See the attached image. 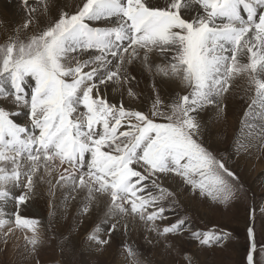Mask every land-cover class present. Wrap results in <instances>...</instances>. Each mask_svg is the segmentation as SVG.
Masks as SVG:
<instances>
[{"label": "snow or ice", "instance_id": "6c2138e0", "mask_svg": "<svg viewBox=\"0 0 264 264\" xmlns=\"http://www.w3.org/2000/svg\"><path fill=\"white\" fill-rule=\"evenodd\" d=\"M20 5L23 25L0 44V250L12 243L27 258L42 244L41 221L21 214L40 184L50 195L58 187L82 192L81 216L101 213L86 235L99 253L129 220L165 242L181 236L197 250L222 247L231 233L196 229L187 215L163 223L180 204L161 178L231 205L243 186L203 137L204 114L226 120L234 93L247 103L234 154L264 152V0H80L73 11L55 0ZM132 65L152 78L147 113L105 94L112 87L137 97ZM174 85L175 95H161ZM247 235L246 264L257 255L264 264L252 225ZM64 241L62 257L71 235ZM125 252L128 264H145L133 246ZM182 259L199 264L194 254Z\"/></svg>", "mask_w": 264, "mask_h": 264}, {"label": "rangeland", "instance_id": "374dc122", "mask_svg": "<svg viewBox=\"0 0 264 264\" xmlns=\"http://www.w3.org/2000/svg\"><path fill=\"white\" fill-rule=\"evenodd\" d=\"M17 1L20 3V0ZM30 2L35 4L36 0H30ZM7 13L12 18L16 17V19L13 18V25L18 23L23 25L25 20L24 9L19 12L7 10ZM32 27L34 28L35 25ZM31 30L32 28H29L27 31ZM4 42H0V44ZM130 67L132 75L137 78L132 83L137 97H128L126 91L123 93L115 91L120 96L116 102L122 99L125 107L129 106L147 113L154 96L152 78L148 73L138 74L135 68ZM178 87V85L165 87L161 91V95L163 97L175 95L179 91ZM107 98L109 99V97ZM126 98L131 99V103L130 101L126 102ZM145 98L148 99L147 108L141 104ZM234 98L240 99L244 104L240 108L241 113L237 119L238 127L232 128L226 137L219 138L218 147L214 146L211 140H204L211 152L227 161L228 167L236 173L239 177V183L243 186L231 205L224 209L223 206H217L210 200L194 198L189 194L186 187L178 188V179H172L177 184L176 189L161 181L164 187L176 193L180 204L176 213H169V220L163 223L174 222L177 214L180 216L187 215L191 217V224L196 229L205 231L218 229L231 233V238L222 247L197 250L194 243L181 236H169L165 242L139 221H136L135 224L129 220V230L127 232L122 229L118 230L111 236L110 244L104 248L102 253H99L94 249L95 246L89 248L86 235L96 223L100 222L101 213L94 209L91 213L92 216H81L79 214L81 192L76 193L67 187H60V189H53V194L50 195L49 186L40 184L37 188L38 194L31 198L26 208L22 207L21 214L41 221L45 230L42 244L35 255L27 258L21 255L24 251L22 247L19 251L14 250L12 254L0 250V264H36L37 260H39V264H58V262L60 264H128L125 252L126 244L133 246L138 251L145 264H183L182 255L185 252L194 254L199 264H246V255L249 249L247 229L250 225L254 227L257 249L259 250L261 246H264V215L261 214V207L264 206V152L257 153L255 149H250L248 154H234V139L240 130V121L247 107L246 101L239 94L234 93L227 97V99ZM155 119L159 122L158 117ZM208 119L206 116L205 120ZM66 197L69 198L67 203H65ZM71 197H75V199H71ZM58 199H63L62 203H55V200ZM253 208H255L254 220L250 218ZM12 209L11 205L10 210ZM58 213H62L60 217L57 215ZM50 221L51 227H49ZM73 228L76 230L73 231ZM69 234L71 235V243L64 247L62 257L60 245L66 243L64 237L69 236ZM165 243L169 244L170 247H165ZM47 258L51 260L42 263ZM256 260L257 264H260L261 257L257 255Z\"/></svg>", "mask_w": 264, "mask_h": 264}, {"label": "bare ground", "instance_id": "6f19581e", "mask_svg": "<svg viewBox=\"0 0 264 264\" xmlns=\"http://www.w3.org/2000/svg\"><path fill=\"white\" fill-rule=\"evenodd\" d=\"M55 3H56V5L59 8H62V9L67 10V11H73L79 5L80 0H55ZM21 9H23V8L21 7L20 3L17 0H0V42L6 41L7 36L10 35L13 32L14 29L22 26V24H19V23L16 24V25H13V18L16 19V17H13V18L10 17L8 15V13H7V10H11L13 12H19ZM39 14L40 13L37 12V15H39ZM53 15H54V13H53ZM45 19H47V18L45 17ZM132 67L136 69L138 74H141L142 72H144L142 69H140L139 65H132ZM105 93H106L107 97H109V99H111L110 101L113 102V103H115L117 101V99H119V97H120L119 95H117L115 93V91L113 90L112 87L107 88ZM130 100L131 99L126 98L125 101L129 102ZM142 101H143V102H141V104H143L142 106L147 108L148 99L145 98V100H142ZM130 103H131V101H130ZM226 103H227V113H226L227 118H226V120H221V121L216 120L215 116H214V113H212V112H206L204 114V119H205L206 116H208L209 119L205 120L207 122V127H206V129L204 131L203 139L204 140H211L213 145L216 146V147H218V145L220 144V139L219 138H221L222 136L226 137L228 132L232 128H234V127L237 128L238 127L237 119H238V117L240 116V113H241L240 112V108H241V106L244 105L240 101V99H237V98L227 99ZM259 161H262V160H259ZM161 181L163 183L167 184L168 186L174 188V189L177 188V186H176L177 184L174 183L172 181V179H168L167 177H162ZM58 189H60V187H58ZM65 189H67V188H65ZM37 194H38V192H37ZM83 195L84 194L81 192V197H83ZM62 200L63 199L55 200V203L60 204V203H62ZM12 207H14V206L12 205ZM9 209H11V205H9ZM62 212L64 213V211H62ZM60 214H62V213H58L57 215H59V217H60ZM91 216H92V214H91ZM16 235L20 236L19 232H17ZM21 242L23 243L22 239L20 240V243ZM7 251L9 252V254H12V252L14 251V247H13L12 243L9 244ZM50 260L47 258V259L43 260L42 263L48 262Z\"/></svg>", "mask_w": 264, "mask_h": 264}, {"label": "crops", "instance_id": "0c3cea01", "mask_svg": "<svg viewBox=\"0 0 264 264\" xmlns=\"http://www.w3.org/2000/svg\"><path fill=\"white\" fill-rule=\"evenodd\" d=\"M20 234V233H19Z\"/></svg>", "mask_w": 264, "mask_h": 264}]
</instances>
